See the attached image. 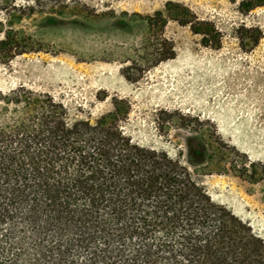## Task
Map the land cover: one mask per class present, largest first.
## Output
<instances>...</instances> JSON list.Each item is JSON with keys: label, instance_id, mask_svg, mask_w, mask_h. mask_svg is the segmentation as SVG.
Returning <instances> with one entry per match:
<instances>
[{"label": "trees", "instance_id": "trees-1", "mask_svg": "<svg viewBox=\"0 0 264 264\" xmlns=\"http://www.w3.org/2000/svg\"><path fill=\"white\" fill-rule=\"evenodd\" d=\"M67 1L78 0H2L8 19L7 26L0 22V60L39 50L15 22L39 8L62 14ZM261 6L264 0H241L238 8L246 14ZM131 17L150 31H163L172 19L204 45H221L213 21L177 2ZM236 34L251 50L263 31L242 22ZM175 54L170 39L146 43L139 65L124 75L143 77L145 63ZM125 102L114 98L113 110L93 118L71 115L49 93L21 85L0 91V264H264V237L213 201L198 178L231 170L264 184V164L186 114L190 168L125 134Z\"/></svg>", "mask_w": 264, "mask_h": 264}, {"label": "rangeland", "instance_id": "rangeland-1", "mask_svg": "<svg viewBox=\"0 0 264 264\" xmlns=\"http://www.w3.org/2000/svg\"><path fill=\"white\" fill-rule=\"evenodd\" d=\"M183 4L222 32L219 47L206 46L189 26L169 19L163 31L148 30L131 15H151L167 2ZM241 0H78L58 14L48 8L24 15L14 29L30 36L38 51L0 60V91L16 87L49 93L71 115L98 117L123 99L129 111L122 129L134 142L166 151L190 168L182 115L199 117L250 161L264 164V6L239 11ZM20 2V1H19ZM55 13L49 17V13ZM0 0V22L7 26ZM259 25L263 36L245 50L236 34L242 23ZM170 39L175 57L145 63L143 77H125L139 65L146 43ZM140 56V57H139ZM136 66V65H135ZM129 104V106H128ZM213 201L226 206L264 237V184H250L231 170L198 176Z\"/></svg>", "mask_w": 264, "mask_h": 264}]
</instances>
